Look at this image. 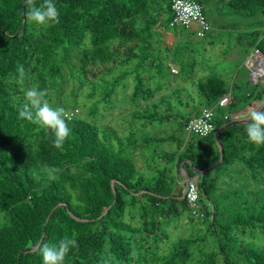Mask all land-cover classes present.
Returning <instances> with one entry per match:
<instances>
[{
    "label": "trees",
    "instance_id": "trees-1",
    "mask_svg": "<svg viewBox=\"0 0 264 264\" xmlns=\"http://www.w3.org/2000/svg\"><path fill=\"white\" fill-rule=\"evenodd\" d=\"M189 1L206 16L213 0ZM219 1L254 19L237 43L264 54V0ZM54 3L59 23L37 27L27 19L26 0H0V264H42L38 248L25 251L65 237L78 245L65 264H264V145L248 141L246 123L222 130L223 161L198 182L204 217L191 214L175 180L185 158L197 169L219 161V149L210 152L204 144H215L231 114L262 103L264 88L230 83L207 66L195 32L170 27L171 0ZM209 24L203 42L212 38ZM169 28L181 39L162 45V30ZM130 42L119 57L117 47ZM188 83L198 101L182 94ZM31 87L47 90L52 107L77 110L66 117L72 132L60 148L48 130L18 116ZM228 94L206 138L194 141L185 133L190 139L183 147L174 136L147 132L172 120L185 132L192 115ZM115 111L129 115L127 132L103 122ZM174 140V150H163ZM46 167L59 169L56 179ZM181 221L192 230L171 242L168 229Z\"/></svg>",
    "mask_w": 264,
    "mask_h": 264
},
{
    "label": "rangeland",
    "instance_id": "rangeland-1",
    "mask_svg": "<svg viewBox=\"0 0 264 264\" xmlns=\"http://www.w3.org/2000/svg\"><path fill=\"white\" fill-rule=\"evenodd\" d=\"M225 1L227 2V0ZM206 18L208 19L209 22H211L212 18H215V20L218 18L220 22L226 24L227 28L222 29V31H218L217 36L215 35L216 42L214 45H208L209 39L208 41H205V42H203L202 39H199L198 45H197L198 52L200 50V45H202L201 47H205V53L204 52L201 53L198 57L200 59L203 57L202 61L205 64H207V66L209 65L212 66L215 72L230 79V83L233 80L235 83H237L238 79L241 80L244 77L246 71L248 72L250 71L249 68L246 66V64H244V59L250 49L246 47L245 42L241 45L239 42L237 43L238 35L242 33V31L246 30L248 25L254 22V19L252 17H246L244 15L230 13L229 9L225 6V4L220 2L219 0H213L211 3H209L206 6ZM162 34H163L162 45H166V46H171L172 44H175L181 39V36H182L181 34L178 33V31H175L174 29H170V28L165 29L164 31L162 30ZM212 34L214 36V31L212 32ZM195 38H192V40H195ZM134 44L135 42H130L128 44H124L121 47H117L118 56L120 57L121 55L125 54L128 51V49L132 47ZM176 47H178V45ZM114 48H116V43L111 45V49H114ZM235 48L237 49L235 50ZM163 56L164 54L162 55V57ZM108 65L109 67L113 68L115 67V62H111ZM97 68L99 70L102 68V66H98ZM174 70L176 72L178 68L174 66ZM196 71H197L195 73L196 75L198 76L202 75L200 74V71L198 69H196ZM205 74H207V72H205ZM183 87L186 89L185 91L186 94L182 93L185 96V98H188V95H194L193 97L196 98V95L194 94V91L196 88L194 86L188 83V84H183ZM167 94H169V92ZM179 94H181V92L177 91L174 95L178 96ZM196 100L198 101L197 98ZM119 102L120 101L117 100L116 103L115 101L113 103L118 104ZM116 110H119V109L116 108ZM115 114H116V111L113 112V115H111L110 113L107 116V118L103 120V122L112 124L119 132H123V133L125 131L127 132L128 121L125 122L124 118L128 120L129 115L124 114L118 117V116H115ZM243 120L246 121L247 119L243 118ZM166 129L168 131V134L174 133L176 136H179L181 132L180 131L181 128L179 127L178 123L175 122L174 120H172L171 123L164 122V125H158L152 130H147V132L149 134L150 133L155 134L157 131H160V133H163ZM136 131H137L136 133H138L141 130L137 129ZM190 137L194 141H197V136H190ZM154 149L155 148H153V150ZM159 151H160L159 148H156V152H159ZM209 151L212 152L213 150L210 148ZM219 180L225 181L227 180V177L224 176L220 178ZM184 216L185 214H183L182 216L183 220H185L186 218ZM182 224H183V221H181L180 226H177L174 224V226H171L168 229L169 238L171 242H175L179 238L186 237L187 235H189L192 229L189 227L186 228Z\"/></svg>",
    "mask_w": 264,
    "mask_h": 264
},
{
    "label": "clouds",
    "instance_id": "clouds-1",
    "mask_svg": "<svg viewBox=\"0 0 264 264\" xmlns=\"http://www.w3.org/2000/svg\"><path fill=\"white\" fill-rule=\"evenodd\" d=\"M26 3L29 6L27 19L37 27H50L59 23L60 12L54 0H43L39 6L35 0H26ZM18 72L23 80L25 69L22 65ZM24 96L25 102L18 110L19 118L48 130L53 136L54 147H62L72 132L65 109L52 107L46 99L47 90H40L38 87L27 89ZM245 132L250 143L256 146L264 145V107H253L248 113ZM44 171L49 173V179L54 180L59 169L46 167ZM77 247L75 238L65 237L56 244L42 243L38 246V251L42 264H65L70 251Z\"/></svg>",
    "mask_w": 264,
    "mask_h": 264
},
{
    "label": "built area",
    "instance_id": "built-area-1",
    "mask_svg": "<svg viewBox=\"0 0 264 264\" xmlns=\"http://www.w3.org/2000/svg\"><path fill=\"white\" fill-rule=\"evenodd\" d=\"M171 12L173 14L172 20L170 22V27L180 26L184 29H191L194 27L195 37L197 39L204 38L208 32L211 30V26L204 15L202 6L195 2L189 0H171ZM263 63L264 57L261 55L257 49H254L252 55L248 57L245 64L250 69H254V76L257 78L264 77V65L262 73H257V66ZM174 73L175 70L172 69ZM176 73V72H175ZM258 75V77H256ZM230 94L225 95L220 98L217 104L210 108H202L200 113L191 117L190 120L185 125V133L190 136L194 135L200 138H206L214 132V113L217 107H227L230 101ZM66 117H71L77 114V110L73 112L65 111ZM200 197L201 193L198 188L197 182L190 180L186 187L185 201L187 208L190 210L191 214L196 218L204 217V213L200 208Z\"/></svg>",
    "mask_w": 264,
    "mask_h": 264
},
{
    "label": "crops",
    "instance_id": "crops-1",
    "mask_svg": "<svg viewBox=\"0 0 264 264\" xmlns=\"http://www.w3.org/2000/svg\"><path fill=\"white\" fill-rule=\"evenodd\" d=\"M211 22H212V25L214 26V29L212 28V31H211L212 38L215 37V35L217 36L218 31H222V29L227 28L226 24L220 22L218 18L216 20H215V18H212ZM191 29L194 31V27H192ZM213 31H214V36L212 34ZM208 42H209L210 45H214L215 42H216V40L215 39L212 40L210 38ZM236 49L237 48H235V50ZM253 51H254V49H250L248 51V53H247V55H246V57L244 59V64H245L246 60L248 59V57H250L252 55ZM249 70H250V68H249ZM250 74H251L250 71L249 72L246 71L244 77L241 80L238 79L237 84L242 87V86L246 85L245 84L246 82H249L252 86H255V85L258 84L262 88H264V84L259 83L258 80H257V78H255V76H253L252 77V80H250ZM256 77H258V75H256ZM242 90H243V88L241 89V91ZM260 104H261V102L252 101L250 104H248L245 107H243L242 109L238 110L236 113L231 114L230 117L231 118L233 117V118H236V119L248 118V113L252 110V108L253 107H258ZM193 116H195V115H192V117ZM161 135H164L165 137L174 136V137H176V138H178L180 140H183L184 141L183 147L185 146V144L187 143V141L190 139V137H188L185 134L184 131H181L180 132V135L179 136H176L174 133L168 134L167 129L163 133H160V131H157L155 133V135H153V136H156L157 137V136H161ZM187 138H189V139H187ZM174 143H175V140L172 143H165L164 145H162L163 146V150H174V146H175ZM188 146H189V144H188ZM194 146H196V145H194ZM204 147L206 149H208V150L211 148L214 151L215 148L217 147V143L215 141V144H213L212 141L210 140V141H208L207 143L204 144ZM142 162H143V159H142ZM192 164L193 163L188 158H185L181 162H179V164L177 166L178 169H179V173H177L175 175V180L177 181L178 186H180V184L183 182V179H182L183 177H189L190 180H193V181L197 182V184L201 180V178H198V180H196V177H197L196 176V170H198V169L197 168H194L192 166ZM184 166H185V168H184ZM175 189H176V191L178 190V188H175Z\"/></svg>",
    "mask_w": 264,
    "mask_h": 264
},
{
    "label": "water",
    "instance_id": "water-1",
    "mask_svg": "<svg viewBox=\"0 0 264 264\" xmlns=\"http://www.w3.org/2000/svg\"><path fill=\"white\" fill-rule=\"evenodd\" d=\"M261 55L264 57V54H261ZM254 71H255L254 69H252V68L250 69V73H251L250 74V80H252V77L255 75L254 74ZM258 82L261 83V84H264V77L258 79ZM259 107H264V102H262L258 106V108ZM245 119H248V118H245ZM246 121H244L243 119H236V118H233L232 117L231 118V121H229V123H227L226 125H224V127H221L220 129H218L216 131V133H215L214 136H215V139H216L217 147H218L219 152H220L219 161L216 164H214V165H212L210 167H207L205 169H198V170H196V176H197L196 177V180H198V178H203V176L207 172H209V171H211V170H213V169H215V168H217V167H219L221 165V163L223 161V157H224L222 142H221V139H220V133L222 132V130H224L225 128L230 127L232 125H242V124H245ZM182 179H183V182L180 184V187H181L182 191H181V196L179 198L181 200H184L185 199V193H186V187H187V184H188L190 178L189 177H183ZM112 189H113V192H114V182H112ZM38 246H39V244L36 245L34 248H30V249L26 250L25 252H33L35 249L38 248Z\"/></svg>",
    "mask_w": 264,
    "mask_h": 264
},
{
    "label": "bare ground",
    "instance_id": "bare-ground-1",
    "mask_svg": "<svg viewBox=\"0 0 264 264\" xmlns=\"http://www.w3.org/2000/svg\"><path fill=\"white\" fill-rule=\"evenodd\" d=\"M263 63H260L258 66H257V68H256V72L259 74V73H262V71H263Z\"/></svg>",
    "mask_w": 264,
    "mask_h": 264
}]
</instances>
